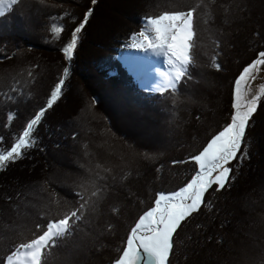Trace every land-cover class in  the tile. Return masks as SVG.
Listing matches in <instances>:
<instances>
[{"label": "trees", "instance_id": "1", "mask_svg": "<svg viewBox=\"0 0 264 264\" xmlns=\"http://www.w3.org/2000/svg\"><path fill=\"white\" fill-rule=\"evenodd\" d=\"M179 2L197 8L191 79L183 78L176 91L144 90L118 48L129 29L141 30L155 14L138 12L142 4ZM89 9L94 17L66 61L61 48ZM54 24L64 27L58 41ZM260 51L264 0H20L0 16V147H10L46 104L65 67L69 75L34 133L36 146L0 171V258L40 234L36 224L77 207L83 184L88 194L104 190L46 264H113L156 195L191 179L190 157L229 122L234 80ZM241 152L229 165L236 177L231 187L217 192L213 186L200 211L178 229L171 264H264V98Z\"/></svg>", "mask_w": 264, "mask_h": 264}, {"label": "snow or ice", "instance_id": "2", "mask_svg": "<svg viewBox=\"0 0 264 264\" xmlns=\"http://www.w3.org/2000/svg\"><path fill=\"white\" fill-rule=\"evenodd\" d=\"M20 0H0V16L17 5ZM95 4L96 0H92ZM196 7L188 10L164 11L146 18L143 29L138 35L131 37V47L162 56L169 71L164 74L158 91L175 90L183 78L189 76V66L194 63L191 56L195 47V16ZM92 9L85 14L83 21L72 32L71 39L64 44L61 52L66 61H71L79 42V34L84 29ZM63 25H53V39L58 41L63 32ZM219 70V64L213 60ZM264 72V51L257 58L243 67L235 78L232 86V102L230 122L212 135L198 154L192 155L194 174L191 179L178 190L170 193H158L154 206L139 216L131 227L121 253L113 264H171L170 255L175 245V236L182 223L193 214L200 211L205 203L206 193L215 186L219 192L230 188L236 177L234 169L229 167L235 160H241L245 153L241 152L246 137V128L257 111L258 103L264 98V84L254 92L252 82ZM32 73H29L31 76ZM69 69L65 67L58 82L50 90L46 104L30 118L22 131L15 137L10 147H0V171L5 170L10 163L23 159L28 150L37 144L34 133L42 123L47 111L62 97L65 79ZM15 91V89H13ZM14 114L8 116L12 121ZM187 161H173L174 164ZM235 170H238V165ZM77 191L78 206L65 212L58 219H49L46 225L36 224L40 234L33 233V238L16 244L7 254L0 258V264H46L50 250L61 240L73 235L79 227L78 222L85 218L89 208H95L96 198H99L103 188L87 192Z\"/></svg>", "mask_w": 264, "mask_h": 264}, {"label": "rangeland", "instance_id": "3", "mask_svg": "<svg viewBox=\"0 0 264 264\" xmlns=\"http://www.w3.org/2000/svg\"><path fill=\"white\" fill-rule=\"evenodd\" d=\"M27 1L28 0H21V3H27ZM29 1H32V0H29ZM183 4L181 2H179L178 5H171V6H167L166 8H157L156 6L151 5L150 3H144L141 5V8L137 9V11L143 12V13H148V11L150 13L155 12V14L153 15V16H155V15H158V14L164 12V11H179V10L186 11V9L188 7H186ZM92 17H94V16H91V18ZM145 22H146V19H144L142 29L144 27ZM141 30L136 29V28H133L132 30H130V29L128 30V32L131 33L132 35L128 38L127 41H125V43H123L118 48V51H117L119 54L118 58H119L120 62L122 63V65L127 68L129 73L132 74V76L134 78H136L140 88L147 90V91H150V92H161V91H158L157 89L161 84V81H162L164 74H166L169 71V68L167 67V65L165 63L164 58L162 56H156L151 52H144L141 49L130 46L132 44L131 37L133 35H138V33ZM203 44H205V43H204L202 37L200 38L198 36V46H199V52L198 53L200 54V57H205L207 54L205 52V48L202 46ZM201 49H203V50L201 51ZM190 76H191V72L189 73V76L186 78L191 79ZM193 82L196 84L194 79H193ZM197 83H199V82L197 81ZM76 84L78 85V82H76ZM261 84H264V72H261L259 74L257 80L252 82V85H253L252 90L254 92H256L257 94H259L257 90ZM166 90H172V89H165L164 91H166ZM197 90L200 93H202L201 90H203V88L201 90L200 89H197ZM164 91H162V92H164ZM231 102H232V92H231ZM194 105H196V104H193V107H194ZM229 122H230V117H229ZM152 143H153V145L157 144V142H152ZM146 146H149V145L147 144ZM153 206H154V204H153Z\"/></svg>", "mask_w": 264, "mask_h": 264}, {"label": "water", "instance_id": "4", "mask_svg": "<svg viewBox=\"0 0 264 264\" xmlns=\"http://www.w3.org/2000/svg\"><path fill=\"white\" fill-rule=\"evenodd\" d=\"M141 264H143V261H141Z\"/></svg>", "mask_w": 264, "mask_h": 264}]
</instances>
